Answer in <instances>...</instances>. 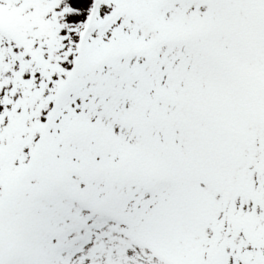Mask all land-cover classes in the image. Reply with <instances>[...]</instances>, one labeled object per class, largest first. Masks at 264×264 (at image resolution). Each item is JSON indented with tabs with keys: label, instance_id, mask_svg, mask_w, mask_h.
Here are the masks:
<instances>
[{
	"label": "snow or ice",
	"instance_id": "6c2138e0",
	"mask_svg": "<svg viewBox=\"0 0 264 264\" xmlns=\"http://www.w3.org/2000/svg\"><path fill=\"white\" fill-rule=\"evenodd\" d=\"M0 264H264V0H0Z\"/></svg>",
	"mask_w": 264,
	"mask_h": 264
}]
</instances>
